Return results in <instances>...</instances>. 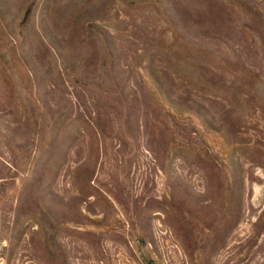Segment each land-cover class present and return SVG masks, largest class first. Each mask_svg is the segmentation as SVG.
I'll list each match as a JSON object with an SVG mask.
<instances>
[{"label":"rangeland","instance_id":"rangeland-1","mask_svg":"<svg viewBox=\"0 0 264 264\" xmlns=\"http://www.w3.org/2000/svg\"><path fill=\"white\" fill-rule=\"evenodd\" d=\"M260 84L264 0H0V264H264Z\"/></svg>","mask_w":264,"mask_h":264},{"label":"trees","instance_id":"trees-1","mask_svg":"<svg viewBox=\"0 0 264 264\" xmlns=\"http://www.w3.org/2000/svg\"><path fill=\"white\" fill-rule=\"evenodd\" d=\"M252 75L255 77V78H257L258 77V75L257 74H254V73H252ZM260 88L261 89H263L264 88V85H261L260 84ZM229 199V197H225V200H228ZM183 219H184V222H185V226H186V235H191L192 236V238H193V241H194V243L195 244H198V243H201V244H206V242H208V237H209V235H206L204 232V234H205V238H202V237H200V235L198 234V233H196V231H197V228L195 227V225L194 224H192V222H191V220L187 217V215H185V214H183ZM204 230V229H203ZM202 230V231H203ZM206 230V229H205ZM203 247V246H202ZM201 248V247H200ZM201 250H202V248H201ZM205 251V250H204Z\"/></svg>","mask_w":264,"mask_h":264}]
</instances>
